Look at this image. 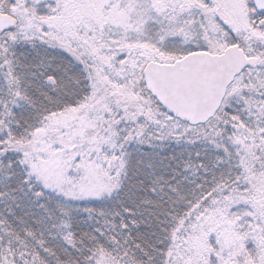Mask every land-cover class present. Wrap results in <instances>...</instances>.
I'll return each mask as SVG.
<instances>
[{
  "label": "snow or ice",
  "instance_id": "6c2138e0",
  "mask_svg": "<svg viewBox=\"0 0 264 264\" xmlns=\"http://www.w3.org/2000/svg\"><path fill=\"white\" fill-rule=\"evenodd\" d=\"M0 264H264V0H0Z\"/></svg>",
  "mask_w": 264,
  "mask_h": 264
}]
</instances>
